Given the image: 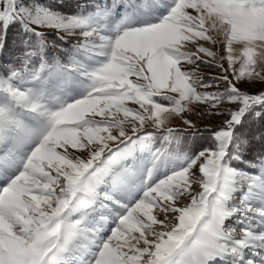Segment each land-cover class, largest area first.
<instances>
[{
  "label": "snow or ice",
  "instance_id": "obj_1",
  "mask_svg": "<svg viewBox=\"0 0 264 264\" xmlns=\"http://www.w3.org/2000/svg\"><path fill=\"white\" fill-rule=\"evenodd\" d=\"M65 7L0 0V264H264V0Z\"/></svg>",
  "mask_w": 264,
  "mask_h": 264
},
{
  "label": "rangeland",
  "instance_id": "obj_2",
  "mask_svg": "<svg viewBox=\"0 0 264 264\" xmlns=\"http://www.w3.org/2000/svg\"><path fill=\"white\" fill-rule=\"evenodd\" d=\"M206 46H210L207 45ZM215 50V49H213ZM200 71L204 74L205 78L209 76H215L220 74V70L217 68H209L206 66H202ZM241 90L247 91L250 94L256 93L261 89H264V82H256L254 84H248L246 82L239 83L238 85ZM221 88L224 87V85H220ZM209 91H213L214 89H208ZM187 118L191 120L193 123L196 124V126L201 129V131H204L206 126L210 127H219L222 122L227 118V113L225 112L223 115L219 116H200L198 111H192L189 112L187 115ZM171 126L173 127H185L181 121L179 120H173Z\"/></svg>",
  "mask_w": 264,
  "mask_h": 264
},
{
  "label": "trees",
  "instance_id": "obj_3",
  "mask_svg": "<svg viewBox=\"0 0 264 264\" xmlns=\"http://www.w3.org/2000/svg\"><path fill=\"white\" fill-rule=\"evenodd\" d=\"M75 0H66V7L65 11H72L73 10V4ZM14 37H15V29H12L9 31V36H8V53L5 56V58H11V54L16 51L15 45H14ZM258 125H251L250 128L245 129L247 131H250L252 133H255L258 130ZM203 132V131H202ZM207 132H204V135H207Z\"/></svg>",
  "mask_w": 264,
  "mask_h": 264
}]
</instances>
